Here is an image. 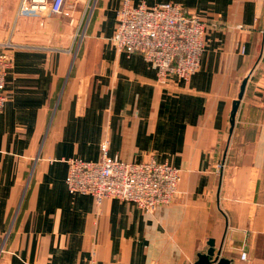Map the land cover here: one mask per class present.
Masks as SVG:
<instances>
[{
    "label": "crops",
    "instance_id": "1",
    "mask_svg": "<svg viewBox=\"0 0 264 264\" xmlns=\"http://www.w3.org/2000/svg\"><path fill=\"white\" fill-rule=\"evenodd\" d=\"M19 1L0 0V40L13 44L0 264H195L209 240L230 264H264V0H156L206 24L198 69L163 81L112 43L121 0L17 15ZM104 139L119 160L178 168L175 201L147 212L71 192L67 158L98 160Z\"/></svg>",
    "mask_w": 264,
    "mask_h": 264
},
{
    "label": "built area",
    "instance_id": "2",
    "mask_svg": "<svg viewBox=\"0 0 264 264\" xmlns=\"http://www.w3.org/2000/svg\"><path fill=\"white\" fill-rule=\"evenodd\" d=\"M71 5L81 0H69ZM67 0H20L17 15L33 11L63 12ZM112 43L128 53H140L153 64L157 80L170 75L187 78L194 73L204 50L205 22L197 15L183 13L172 2L121 0L116 10ZM9 40H0V110L7 96L6 72L12 61ZM243 49V48H242ZM98 160L67 158L65 184L71 192L90 194L97 203L105 198L132 201L144 211L175 201L178 168L160 162L152 155L139 162H125L107 154V140L101 144ZM9 230H0V256L5 251ZM242 255L245 256V252ZM47 264H57L48 262ZM85 264H92L90 262Z\"/></svg>",
    "mask_w": 264,
    "mask_h": 264
},
{
    "label": "water",
    "instance_id": "3",
    "mask_svg": "<svg viewBox=\"0 0 264 264\" xmlns=\"http://www.w3.org/2000/svg\"><path fill=\"white\" fill-rule=\"evenodd\" d=\"M245 82H246V80H243V82L241 84L239 97L242 95ZM238 101H239L238 99L234 100L233 105H232V111H231V116H230L231 124H233V121H234V114H235V111H236L237 106H238ZM208 244H209V246H208L207 251L204 253L198 254V259L195 262V264H230V260L226 257L219 256V252L216 253V255L214 254L215 248H214L212 240H209ZM213 255H215V256H214V259H212L213 261H211L210 258Z\"/></svg>",
    "mask_w": 264,
    "mask_h": 264
}]
</instances>
